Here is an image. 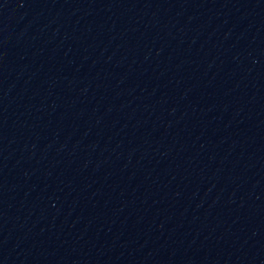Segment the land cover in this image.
I'll list each match as a JSON object with an SVG mask.
<instances>
[{
    "label": "water",
    "instance_id": "95a60500",
    "mask_svg": "<svg viewBox=\"0 0 264 264\" xmlns=\"http://www.w3.org/2000/svg\"><path fill=\"white\" fill-rule=\"evenodd\" d=\"M0 264H264V0H0Z\"/></svg>",
    "mask_w": 264,
    "mask_h": 264
}]
</instances>
